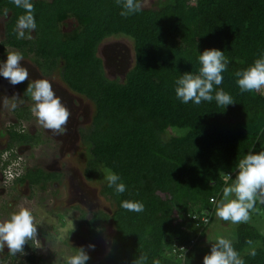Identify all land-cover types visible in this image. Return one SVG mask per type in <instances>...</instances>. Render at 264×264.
<instances>
[{
	"label": "trees",
	"instance_id": "1",
	"mask_svg": "<svg viewBox=\"0 0 264 264\" xmlns=\"http://www.w3.org/2000/svg\"><path fill=\"white\" fill-rule=\"evenodd\" d=\"M31 3L37 27L18 39L17 21L26 12L13 0H0V14L7 17L0 49L64 62V81L94 105L84 135L87 177L99 179L100 170L111 169L126 185L117 195L105 181L101 194L114 208L87 220L93 233L110 222L115 227L111 248L97 264H132L141 256L145 264H203L211 249L205 238L215 219L213 198L233 183L238 161L253 145L257 152L264 148V89L242 93L234 76L264 51V0H168L127 18L116 0ZM69 19L73 29L64 31ZM109 37L134 42L135 63L122 81L107 76L98 54ZM212 47L226 50L230 61L218 87L237 102L226 110L215 100L184 104L175 95L176 78L198 72L199 51ZM9 135V149L29 141L15 128ZM50 179L34 168L18 183L45 187ZM123 200L142 202L144 210H126ZM237 235L233 245L245 264H264V234L248 222L238 225ZM248 240L257 246L255 257L248 254Z\"/></svg>",
	"mask_w": 264,
	"mask_h": 264
},
{
	"label": "clouds",
	"instance_id": "2",
	"mask_svg": "<svg viewBox=\"0 0 264 264\" xmlns=\"http://www.w3.org/2000/svg\"><path fill=\"white\" fill-rule=\"evenodd\" d=\"M116 2L121 6L122 17L127 18L142 11V4L138 0ZM13 3L26 12L20 16L16 25L17 38L22 39L25 37V30H34L37 27L33 4L31 0H13ZM225 51L216 47L199 51L198 72L185 71L174 81L176 98L184 104L191 102L195 105L215 100L216 104L225 110L229 105L236 103L230 93L218 87L223 84V73L227 71L230 63L225 57ZM22 59L24 57L20 53L7 52L6 60L0 63V76L8 79L12 85L20 84L29 78L27 68L20 64ZM234 76L242 93L261 92L264 89V51L259 53L252 64L235 71ZM25 92L34 102L31 111L39 123L55 134H64L71 113L55 93L52 81L36 79L29 82ZM254 147L255 145L238 161L235 179L223 188L221 198H213L215 215L223 221L237 225L248 223L251 220L250 212L256 208L257 202L264 204V148L257 152L253 150ZM104 175L107 186L114 189L117 195L126 191V185L119 174L106 169ZM209 183H212L211 179ZM121 207L134 212L144 210L142 202L128 200L121 201ZM33 221L31 210L24 206H20L6 219L0 220V251L7 245L11 255L24 254V245L37 234V225ZM209 242L211 249L204 255L203 264H245L231 240L219 236L214 242ZM247 244L250 246L248 254L255 257L257 246L252 240H248ZM88 247L94 249L95 245L89 244ZM79 249V253L71 256L67 264H87L90 259L88 252L83 247ZM145 260L146 257L141 256L134 259L132 264H145ZM154 264L160 262L154 261Z\"/></svg>",
	"mask_w": 264,
	"mask_h": 264
},
{
	"label": "rangeland",
	"instance_id": "3",
	"mask_svg": "<svg viewBox=\"0 0 264 264\" xmlns=\"http://www.w3.org/2000/svg\"><path fill=\"white\" fill-rule=\"evenodd\" d=\"M168 0H142L141 4L144 9H157L162 4L166 3ZM6 18V16H5ZM3 20V16L1 18ZM7 19V18H6ZM71 23V22H70ZM73 22L66 27L68 30L72 28ZM4 27V24H2V28ZM5 30V27H4ZM2 33L5 34V31H2ZM0 32V33H1ZM33 34L29 37H32ZM1 37V36H0ZM1 39V38H0ZM128 50H130L132 59H131V65L128 68V72L133 68L135 63V50H134V42L130 38L127 37H109L106 40L103 41L101 44V51L100 56L103 58V61L105 63V69L106 74L110 79H120L121 81L125 79L128 72H126L122 76V71H119L118 68L116 69L113 67L112 64V56H116L117 52H124L128 54ZM111 51V52H110ZM7 52H17L18 51L12 47H6L5 49H0V63H2V60H6L7 58ZM119 57V54H118ZM110 64H109V62ZM125 71V70H124ZM123 71V72H124ZM127 71V70H126ZM29 83L26 85L28 86ZM68 104L69 101L66 99ZM88 106H90V109L93 110L94 114V105L91 101L87 99ZM7 110H6V119L3 121V124L5 121H13L18 116L19 111H21V108L23 106H26L30 109H32V106L34 104L33 100L31 99V96L29 94H13L10 100L7 102ZM78 105V103H77ZM21 124H18L16 126L17 129H20L23 127L24 129H27L29 125H33L34 128H37L41 130L43 127L39 121H33L32 123L25 121H21ZM25 123L26 127L23 126ZM29 124V125H28ZM30 126V127H31ZM4 128H6L4 126ZM33 128V127H32ZM7 130V129H6ZM46 129L43 127L42 135L44 138L49 139L51 137L48 133L46 134ZM51 139V138H50ZM9 143V140L6 138H2L0 136V151H2V159L8 160V163L11 162L14 159H18V157L21 156L19 152V145L20 143H16L12 149H7V144ZM77 145V144H76ZM50 146L43 145V143L37 144L35 148L36 150L33 151H26L25 154L22 155L23 160L28 163L29 165L27 167H31L32 165L38 166V167H45V164L48 162L50 163L52 160L58 156V150L57 148H49ZM81 148V149H80ZM78 150V156H80L81 151L84 152V146L80 147ZM41 153V157L40 154ZM8 154H11L10 157H5ZM81 154H83L81 152ZM38 155V156H37ZM0 156V157H1ZM88 154H83L80 157H75L73 166L70 165L71 169H76L78 167L81 168L82 171H84V168L86 167ZM40 158V159H39ZM67 160V158H66ZM24 162V163H25ZM2 161H0V169H1ZM56 167V165H54ZM53 166V168H54ZM71 171V170H70ZM72 171L69 174V177L72 176ZM233 176V175H232ZM98 178H94L90 184L91 187L97 188L98 192H101V189L103 187V184L105 183V175L104 170H100V174H98ZM229 178V175H228ZM17 181L12 182V184L9 186L8 194L3 193V195H0V220L6 219L12 212L16 211L20 206L27 207L31 210L34 218V224L37 225V234L33 237L35 238V253L36 258L32 264H67V260L73 256L79 253V249L76 250L72 247L71 244H69V230L71 229L72 225L75 224L74 220H72L73 216L79 215V211L73 210L72 208L68 210L69 204L66 202L65 198L59 200V202L55 201L56 196V188L54 183L47 182L45 187H41V185H36L34 188L27 187L26 184L23 186H18ZM2 183H0L1 185ZM69 185V184H68ZM2 186V185H1ZM101 195V193H100ZM102 196V206L103 208H106V210H112L114 208V202L111 199H108L106 197ZM93 207V205H91ZM88 212L86 213L85 220H89L91 218V209L87 206L86 207ZM110 208V209H109ZM61 213H67L62 216H59V212ZM66 211V212H65ZM111 212V211H110ZM71 215V216H66ZM251 220L249 221L253 225H255L263 234H264V204H260L257 202L256 208L254 210H251L250 212ZM66 216V217H65ZM61 217H65V219H62ZM83 220L81 222V227H83L84 230V240L86 246L89 244H96V248L92 249V253H89L90 259L88 261L89 264H97L100 262L109 252L111 245H112V239L115 232V227L113 223H108L106 225V229L103 232L99 233H93L90 231V228L86 221ZM225 221L221 220L216 216L215 221L213 225L210 227L211 236L209 241L214 242L215 239L219 236H223L232 242L236 241L238 235H237V224H224ZM42 237L45 238V241H42ZM37 241V243H36ZM206 243L208 244V241L206 239ZM102 245V246H100ZM211 245V242L209 243ZM88 251V250H87ZM25 256L26 255H20L19 260L17 263H14L10 260L7 262H4L3 264H20L22 261V264H25Z\"/></svg>",
	"mask_w": 264,
	"mask_h": 264
},
{
	"label": "flooded vegetation",
	"instance_id": "4",
	"mask_svg": "<svg viewBox=\"0 0 264 264\" xmlns=\"http://www.w3.org/2000/svg\"><path fill=\"white\" fill-rule=\"evenodd\" d=\"M2 16H3V20L1 19ZM6 18L4 15L0 14V32L1 30L5 31L4 27L6 26V22H7ZM66 22L67 24L63 26V30L64 31L72 30L73 26L69 30L66 26L67 25L70 26L73 20L69 19ZM2 24H4L3 28H2ZM0 36H1L0 37L1 38L0 43H1L5 38V34L1 32ZM14 49H16L18 53H20L24 57V59L20 61V64L23 67L27 68L29 73V78L28 80H25L20 84L12 85L8 79L0 76V136L3 139L6 138L7 140H9V143L7 144V149H9L10 140H11L9 132L12 129L15 128L20 134L28 135L29 141L20 143L19 145L18 150L21 156L25 154L26 151L29 152L33 150L37 151V148L35 147L37 144L41 145V143H43V145L50 146L49 148L51 147L55 149L57 148L59 155L56 156L54 160H52L50 163L48 162L47 164L43 163L45 167H38V166L34 167L33 165L31 167H26L23 176L27 174L28 170L34 168L43 169L44 171L52 175V179H50L49 182L52 181V183H54V185L55 186L57 185L58 187L56 188L57 197L55 198V201L59 202V200L68 196V198L66 199V202L69 204L68 210L72 208L73 210H77L80 212L79 215L73 216L72 218V220L75 219L74 220L75 224L72 225L71 229L69 230V237H68L69 244H71L72 247L75 248L76 250L83 247L86 251L88 250L87 252L92 253V248H89L85 244L87 242H85L84 240L85 234L83 227H81V222L85 220L86 213L88 212L86 207L88 206L91 209V214H92L91 218H93L94 214L100 210L109 213L111 210H106V208H103L102 206L103 199L101 196L102 194L100 195L101 192L99 193L97 188H93L90 186L92 180L96 178V176H94L93 179H89L85 173V169L88 163V158L84 171H82L80 167L76 169L74 168L71 169L70 165L73 166L74 164L73 159H75V157L77 158L82 156L83 158V154L84 156L85 154H88L87 151L88 149L85 143L84 135L88 132L90 126L92 125L93 110L90 109V106H88V102H87L88 98L84 95H81L73 91L64 81L62 74L64 67L63 61L54 64L52 59H47L44 56H40L37 52H29L25 55L20 49L18 48H14ZM100 51H101V45L98 51L99 56H100L99 53ZM131 59L132 56L130 50H128V54L127 53L124 54V52H120V53L117 52L116 56H112L111 61L113 67H115L116 69L118 68L119 71H122V76H125L124 74L128 72V68L132 64ZM3 61L4 60H2V62ZM41 78L52 81L55 93L61 98L62 103L69 109L71 113L64 134L59 135V134H55L50 129L45 130L46 134L48 133L47 131L50 132L48 133L51 136L49 137V139L43 137L42 135L43 133L41 131L43 127L41 128V130H39L37 128H34L33 125L31 126V124L30 125L28 124L29 127L27 129H24L23 127H21L20 129L16 128L18 124H21L20 123L21 121L26 120L27 122L32 123L33 121L38 120L36 116L32 113V111H30V109L26 106H23V108H21V111H19L18 116L15 119H13V121L12 120L7 122L5 121V123L3 124V121L7 120L6 119L7 116L6 110L8 107L7 102L10 100L12 95L18 93L27 94L25 92L28 87L26 84ZM66 99L69 101L68 104H65L67 103ZM4 126L6 128H4ZM23 126L26 127L25 123L23 124ZM82 146L85 147L84 152L81 151L83 154L79 152L80 156H78V151H79L78 149ZM1 155H2V151H0V156ZM39 155L41 157V153ZM26 165L28 166L29 164L26 163ZM54 165H56V167ZM70 170L73 173L72 176L69 177V174L71 172ZM17 184L19 186V183ZM20 186L23 185L20 184ZM26 186L28 188L29 187L34 188V186H29L28 183H26ZM8 191H9V187L6 186L0 187V195H3V193L8 194ZM91 205H93V207ZM64 214L67 213H61L60 211L58 215L62 216ZM66 216H71V215H66ZM65 217L64 218L61 217V218L65 219ZM85 223H87V221ZM42 241L44 242L45 238L42 237ZM28 243H30L29 247L24 248V255H26L25 264H32L31 259L34 258L35 260L36 258L35 246H34L35 238L33 237L32 239L28 240ZM95 248H96V244H95ZM20 255L23 254L17 253L16 255L17 257L15 258L13 255L9 253V249L7 245H5L4 249L0 251V264H3L8 260L17 263V261L20 258ZM20 264H22V261L20 262Z\"/></svg>",
	"mask_w": 264,
	"mask_h": 264
},
{
	"label": "built area",
	"instance_id": "5",
	"mask_svg": "<svg viewBox=\"0 0 264 264\" xmlns=\"http://www.w3.org/2000/svg\"><path fill=\"white\" fill-rule=\"evenodd\" d=\"M11 154H8L5 157H10ZM7 159V158H6ZM2 159V156L0 157V161H2L1 169H0V187H9L12 182L17 181L19 178H21L25 172V169L27 167L26 162L23 160L22 156L18 157V159H14L11 162L8 163V160ZM25 162V163H24ZM233 174L229 175L231 177ZM204 220L207 222L208 218H204ZM195 242V240L193 241ZM194 244V243H193ZM193 246V245H192ZM180 250L184 251L186 250V246H180Z\"/></svg>",
	"mask_w": 264,
	"mask_h": 264
},
{
	"label": "crops",
	"instance_id": "6",
	"mask_svg": "<svg viewBox=\"0 0 264 264\" xmlns=\"http://www.w3.org/2000/svg\"><path fill=\"white\" fill-rule=\"evenodd\" d=\"M215 218H216V215H215ZM214 221H215V219H214ZM214 223V222H213ZM224 224H230V222L229 221H225V223ZM213 225V224H212ZM211 234V231H209L208 233H207V237L205 238V242H206V239H207V241L210 239V235ZM209 241H208V245H209Z\"/></svg>",
	"mask_w": 264,
	"mask_h": 264
}]
</instances>
